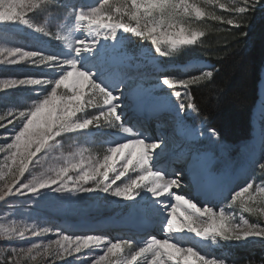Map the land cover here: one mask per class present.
Instances as JSON below:
<instances>
[{"label":"snow or ice","instance_id":"6c2138e0","mask_svg":"<svg viewBox=\"0 0 264 264\" xmlns=\"http://www.w3.org/2000/svg\"><path fill=\"white\" fill-rule=\"evenodd\" d=\"M52 5L71 9L67 21L73 27L64 24L52 31L47 20L40 24L33 19L39 13L49 12ZM259 5L260 0H232L231 4L224 0H204V6H198L194 0L191 3L189 0H122L113 8L110 0H103L99 7L92 6L88 0H81L79 7L76 3H61L60 0L56 4L50 0H0V12L4 13V16H0V28L12 23L26 25L63 42L70 50L69 53L46 54L24 46H0V66H5V71L8 65L41 67L39 72L16 73L13 74L14 78L0 79V101L7 99L11 94L10 89L27 87L31 92L39 89L36 93L38 98L31 104H12L4 115H0V128L7 127L3 123L6 118L7 123L13 125L9 137L11 142L0 146V152L8 153L5 162H11L7 164L6 172L0 169V181H4V186L0 187V202L30 193L41 196L46 189L56 193L100 189L123 199H133L141 191H147L156 198L165 194L172 197L162 209L167 213L161 221L163 239L151 235L143 240L124 235L114 238L96 234L66 235L57 226L54 231L50 227L37 228L35 225L18 228L0 224V237L6 243H11L14 238L22 240L28 235L41 237L53 233L56 237L47 244L32 243L27 249H0V254L7 253L5 264H20L18 258L21 255L33 261L37 256L44 255L68 264H75L77 260L82 264H225L223 260L202 255L194 246L182 247L179 242H174L171 234L174 231H187L200 238L211 237L213 242L217 237L225 240L264 238V227L259 224H249L243 216L238 224L235 217L224 208L217 213L212 207H199L191 199L173 192L182 183L179 175L166 176L150 166L153 151L165 142L163 137L146 141L143 136L136 134L126 142H118L103 149L95 158L85 160L81 157L78 162H73L76 154H70L58 167L45 168L32 175L36 166H43L49 159L44 150L49 149L51 142L63 133L87 129L89 126L116 128L124 133L133 131L131 126L125 124L118 110L122 106L121 96L125 88L124 69L136 58L117 45L101 48L97 56L99 64L102 68L106 64L112 66V70L106 72L107 78L114 82V87L109 88L97 82L93 78L94 73L83 67L81 54L86 50L100 48L102 41L114 39L118 30L123 29L150 39L158 53L170 56L180 46L196 44L204 36L199 26L185 27V18L200 20L209 16L214 21H222L239 29L243 27L248 13ZM207 7L226 10L227 15L207 12ZM76 30H81L80 36L83 38L76 35ZM200 67L204 70L187 78L170 75H162V79L159 77L179 101L175 107L156 100L143 105L153 111L161 105L168 107L175 114L176 124L183 126L184 120L180 114L185 107H197L190 89L214 75L210 65ZM134 91L137 97L142 95L143 100L150 96L148 90L140 85ZM96 99L99 103L95 102ZM89 109L95 111L88 112ZM190 130L186 135L191 141L204 135L202 131ZM209 135L217 134L211 130ZM184 155L180 153L176 158L181 159ZM260 167L264 169V164ZM252 192L264 194V184L257 186L255 183H246V186L234 191L231 201L233 204L239 202L244 211L253 215L264 214V207H254L245 201V196L253 200ZM155 203L160 204L162 201L157 200ZM28 211H32L31 206ZM85 250L96 254L80 259ZM70 257L72 260L69 262L67 258Z\"/></svg>","mask_w":264,"mask_h":264},{"label":"rangeland","instance_id":"374dc122","mask_svg":"<svg viewBox=\"0 0 264 264\" xmlns=\"http://www.w3.org/2000/svg\"><path fill=\"white\" fill-rule=\"evenodd\" d=\"M263 1L264 0H260V3H262ZM50 2L52 4H56L57 0H50ZM60 2L61 3H76L78 7L81 6V0H60ZM121 2L122 0H110V3L113 6V8L115 6H118L119 3ZM189 2L191 3L193 2V0H189ZM194 2H196L198 6H204V0H194ZM224 2L231 4L232 0H224ZM102 3H103V0H98V2L97 0H95L91 4L92 6L99 7L100 4ZM50 7L52 8L49 9V12L39 13L36 16H34L33 19H35L36 22L40 24H44L45 21L47 20L48 26L51 28L52 31H56L60 25L68 24L67 17H68V14L71 12L70 8L68 9L55 8V5H52ZM206 10L214 12L217 15H222V13H220V10L222 9H219L218 7H207ZM0 16H4V13L0 12ZM185 19L187 20L185 27L189 25H192V26L199 25L200 20H195L191 18H185ZM68 27L69 28L73 27V24H68ZM128 32L130 31H125L123 29L118 30L117 36L114 39L101 42V46L103 44L101 48H106L112 45H117L119 49L126 52L125 49L127 48L129 44L127 41ZM64 34H67V32H65ZM77 36H80V33L77 34ZM80 38H83V37L80 36ZM149 42L152 46V50L151 49H139L136 54H131V53L126 52L134 56L136 59L133 63L129 64L124 69L125 79L127 80L150 79L151 81H147L143 83L142 86L144 88H147V90L149 91L152 97H155L157 99H162V101H166V99H169L170 96L171 97L173 96L174 99L171 100L172 102L171 104L179 103V101L176 100V97L172 95L171 91L155 90L156 92H153V93L150 91L151 88L157 87L156 85H158L159 83L158 81L162 82L159 79V77L162 79L163 78L162 75H170L175 78H187L186 75L188 71L190 72L197 71V75H198L201 70H204L200 67L201 65H210L211 67H213V64L211 62L199 56L192 57L186 63L181 64L177 62L178 58L176 56V52L183 49L185 46H180L179 50L174 51L172 55L165 56L156 51V48L153 45L151 40ZM0 46H3V47L24 46L29 49H34L37 51H44L46 54H54L57 52H65V53L70 52V50L65 47L63 42L55 40L50 36H46L43 33L36 32L33 29L28 28L26 25L15 24V23L9 24L4 28H0ZM95 51L93 55L98 56L99 50L95 49ZM81 56L82 58H84L85 53H82ZM0 59H2V57H0ZM81 63L83 64V66L87 67V69H90L93 73L96 72V70L102 71V73L99 72V74H95L93 77L97 82L101 83L102 85H103L102 83L103 79H105V81L106 80L112 81L111 79H108L105 74V70H104L105 65L103 66V68L101 67V65L96 66L93 62L87 60V58H84V60ZM111 67L112 66L109 65L108 67L107 65V68H111ZM262 68H264V63H263ZM262 68L259 73V82L257 86V99L255 101V104L252 108V112L250 115L251 129H252L251 134H250V137L244 139L243 141L237 144H231V143L220 140L218 138V135L216 136L209 135L211 129L207 128L203 122H198L199 119H198V116L196 115L195 109H188L189 110L188 112L191 115L190 116L191 119L189 120L193 122L190 124V126H188L189 130L195 129L198 132L202 131L204 133L202 137L208 136L211 140H214L218 145H220L223 148V151L228 159L227 165L230 166L233 164L232 172H234L236 169H239L241 165H244L245 161L249 159L248 156L250 155V150L253 147L251 151L253 153V157L250 160L251 163H253L251 174L249 178L244 180L243 184L239 185V188L245 186L246 183H255L257 186L264 184V169H261L260 167L261 164H264V80H261L262 71L264 70H262ZM176 69L184 70L186 74L185 75L175 74V73L169 74V72L174 71ZM6 70L7 71H5V66H0V79L14 78L13 74H16V73L23 74V73H29V72H39L41 70V67L34 66V65H8L6 67ZM48 71H51V69H49ZM158 71H160V74L156 73ZM110 84H111V88H113L114 82ZM127 85L128 84L125 83V87ZM9 91L11 94L7 97V99L0 101V115H4V113L7 112L8 107L11 106L12 104H18V105L19 104H31L33 100L38 98L36 93L39 91V89H37L35 92H31L27 89V87H20V88L10 89ZM131 93L133 92L131 91ZM123 94H125L124 90H123L122 95ZM124 97L125 98L124 99L122 98L121 100L122 101L121 104L123 107H124L123 104H127L126 101H128L125 95ZM186 103L187 102H185V104ZM122 106L119 108V111H120L119 113L121 114H123V111H124V109H122ZM166 109L165 111H169L168 108ZM186 110H187V107H185L184 111ZM87 111L93 112L95 111V109H89ZM254 111H256L257 114H255ZM125 114H127V112ZM81 115H83V113ZM123 118H126L125 115H123ZM3 123L7 127L0 128V146L10 143L11 139L9 137L12 135L11 129L13 125H9L7 123V118L3 121ZM149 124L152 127L151 130L162 132L163 129L158 130L159 128H157L158 127L157 121L155 122V124L154 122H151ZM89 128L84 129V130L70 131V132L63 133L60 136L56 137L55 141L51 142L52 146L49 148V149L52 148L53 153H54L53 156L51 157V161L44 162L43 166H36L32 171V175H36L44 171L45 168L58 167L60 164L64 162V158H67L70 154H76V159L73 162H78L81 157H83L85 160L89 158H95L96 156L102 153L103 149L109 146H112L110 140L112 139V137H115L118 134V131H116L117 130L116 128H108V127H103V126H90ZM132 129L133 131L131 133L133 135L139 134L143 136V138H145L146 141L148 140L149 133L141 125H136ZM137 129H139V133H137ZM167 133L169 135L168 137L170 138V136H172V131L171 132L169 131ZM257 133L261 135V141L258 145L254 144L252 146L250 143V140L254 138L256 139V137H258ZM174 138H175L176 143L174 142L173 144L170 142V140L166 139L167 141L165 140L164 144L161 145L160 150H158L160 152L159 153L160 156H158V151L156 149L153 151L152 158H154L155 162H158V160L161 158V154L164 153L165 149H163V146L165 145V143H169V146H173V145L175 146V144L182 145L183 142L180 140V136H175ZM171 141L173 140L171 139ZM119 142H126V140L123 139V140H120ZM188 144L184 143L185 147ZM256 146L258 147L257 150H256ZM49 149H45L44 150L45 153H47ZM171 150L172 149H169L168 151H171ZM174 150H175V147L173 148L172 153L174 152ZM181 151L184 152V150H181ZM208 153H209V160L211 159V161H214L215 158L218 157V154L212 149L208 150ZM7 155H8L7 152H0V169H3L5 172L7 171V164L11 163L10 161H8L7 163L5 162V158ZM178 162H181V161L177 159L175 156L173 159V164L175 163L173 175H177L179 174V172L182 171V167L180 166V164H178ZM161 166H159L158 168L154 166L153 164L151 165L153 170H159L163 172V168ZM211 172L215 174L220 173V171H215V170H212ZM28 178L30 179L31 176H28ZM90 183H93V182H90ZM117 183H119V181ZM182 183L180 187L183 186ZM3 186H4V181H0V187H3ZM183 188L185 187L183 186ZM239 188L236 191H238ZM185 190L188 191L187 189ZM52 192L53 191H51V193L46 194V196H44V194L41 196H34L33 194L30 193L27 196L9 197V199H7L6 201L0 202V224H3L2 221H5L6 222L4 224L5 227L22 228L25 225H28V226L35 225L37 228L50 227V228H53L54 231H55V227L57 226L61 230H63L66 235H75V234L68 232V230L71 229L72 227L71 224H75L79 222H86L88 220H91L90 222H94V221H105L108 219H110V223L115 222V220L111 218L128 220L125 214L130 211V207H132V205L136 206L140 204V201H137L135 203L130 201L128 203L125 202V205H122L124 204V202H121V200H125V199L117 200L115 199L114 195H112L111 193H105L100 189H96L91 192L94 193L96 200L100 201V206L96 208L97 210H100V212L98 211V212L85 214V215L83 213H79V214L73 213L72 219H69V218L61 219V217L58 215L52 218L35 215V216H32L28 222H22L16 217L17 214L24 215L26 213L25 205H30L32 201H34L35 206H45V205L49 206L51 203H48L42 197L44 196V198H48L47 196H52L51 195ZM44 193H45V190H44ZM191 193L193 194V192ZM251 194H252L253 200H249L248 197L245 196L244 197L245 201L254 207H264V194L259 193V192H252ZM230 197H227L225 201L223 200L224 202H221V204L220 203L215 204L213 200H207L208 202L205 203L204 200L200 198H197V202L200 204H203V207L206 205H210L213 209H216L218 211L224 208L226 212L231 213V215L235 217V222L238 224L240 223V217L243 216L244 219H246L249 224H259L260 227H264V214L253 215L251 213H248L243 210V206L239 202H236L235 204H233ZM127 200L129 201V199ZM70 201L75 202V203L78 202L80 204L94 203L93 201L89 199H83L82 195L78 194L77 192L72 194ZM81 201H83L84 203ZM113 203L116 204L117 206H114ZM146 203L140 204L139 206V208L143 209L145 212L153 208V203L151 202H146ZM228 205H231V207H227ZM51 206L54 207L59 212L61 211L59 210L57 205L51 204ZM140 213L141 211L135 212L136 215L137 214L140 215ZM9 214H10V217H9L10 225L7 224V219H9L8 218ZM154 215L157 218L158 215L156 214L151 215V213L147 217H150V219L153 217L154 219ZM162 220L163 219L161 218L159 222L160 224L159 231L161 232H162L161 230ZM68 225H71V226H68ZM148 235H151V234L147 232L142 237L135 236V238L139 240H143ZM171 235L173 236L174 242H179L182 247H187L185 244V239L183 238L184 237L190 238V237H188L186 233L184 235L178 234V236L174 234H171ZM190 236H191L190 238L191 246H194L198 251L201 252L202 255H207V257L210 259L223 260L225 264H234V261L235 259H237V257L229 255L226 251V248L228 246H239L240 245L242 246V248L248 250L249 252L247 255L249 263H244V264H264V238L250 237L244 240H225V239L217 237L215 242H213L211 237L200 238V237L195 236V234L193 233H191ZM54 239H56V237L53 233H46L44 236H41V237H32L31 235H28L22 240L14 238V240L11 243H6L4 241V238L0 237V249H7L10 247H16L18 249L19 248L27 249L28 247H31L32 243L47 244L49 240H54ZM206 244L208 246H206ZM92 254L93 252H89L85 250V252L83 253L81 257L87 258ZM33 255H35V253H33ZM6 256H7L6 252L3 254H0V264H5ZM81 257L80 259H82ZM18 259H19L20 264H68V262L66 261H56L44 255L37 256L36 260L34 261L28 258L26 255H21ZM67 259L69 262L72 260L71 257ZM75 264H82V262L77 260Z\"/></svg>","mask_w":264,"mask_h":264},{"label":"trees","instance_id":"16d2710c","mask_svg":"<svg viewBox=\"0 0 264 264\" xmlns=\"http://www.w3.org/2000/svg\"><path fill=\"white\" fill-rule=\"evenodd\" d=\"M207 12H211L206 10ZM227 15L226 10H220ZM204 36L196 44L185 46L176 52L177 62L184 63L199 56L213 64L214 75L210 80L193 86L190 91L199 121L215 130L219 137L232 144H237L250 136V115L257 99L259 73L264 62V1L244 20L243 27L236 29L222 21H214L206 16L199 21ZM126 51L136 54L139 49H151L150 40L128 32ZM178 73V70L172 71ZM170 74V73H169ZM188 75H197V71ZM48 161H51L50 157ZM54 187V186H53ZM82 195L94 203L80 204L70 201L73 193ZM51 193L46 189L44 196ZM45 201L58 206L60 212L51 204L45 206L25 205L26 213L16 215L20 221L28 222L32 216L73 218V213L90 214L100 212L96 208L100 201L90 192L71 190L66 193L52 192ZM20 197V196H15ZM28 206V207H27ZM31 206L32 211L28 209ZM96 206V207H95ZM10 214L8 215V218ZM3 225L6 223L2 221ZM10 225V218L7 219ZM229 255L237 257L234 264L249 263L248 250L242 246H229ZM251 261V260H250Z\"/></svg>","mask_w":264,"mask_h":264},{"label":"bare ground","instance_id":"6f19581e","mask_svg":"<svg viewBox=\"0 0 264 264\" xmlns=\"http://www.w3.org/2000/svg\"><path fill=\"white\" fill-rule=\"evenodd\" d=\"M80 32H81V30H77L76 35L79 34ZM102 46H103V44H102ZM101 47L98 48L99 51H100ZM94 51H95V49L86 50L84 52L85 53L84 58H87V60L93 62L96 66H99L100 64L97 60V56L93 55ZM84 58H82L81 62L84 60ZM83 67L85 69H87V67H85V66H83ZM108 67H109V65H108ZM111 68H107V64H106L104 67L105 74L107 71H110ZM262 70H264V68H262ZM99 72L102 73V71L96 70V72H94V75L99 74ZM156 73L160 74V71H158ZM261 80H264V71H262ZM147 81H151V80L150 79H145V80L144 79H138V80H127V79H125V83H127L128 85L124 88L125 94H123L121 96V100H122V98L123 99L125 98L124 97V95H125L127 97V100L129 101L130 98H132V96H134L133 95L135 93L134 90L137 87V85L142 86V84L147 82ZM112 82L113 81H110V80L105 81V79H103L102 83L104 86L111 88L110 83H112ZM158 82L159 83H158V85H156L157 86L156 88L150 89V91L152 93L156 92L155 90H157V91H171L170 87L164 85L163 82H160V81H158ZM145 89H147V88H145ZM131 91L133 93H131ZM138 97L143 99L142 95L138 96ZM172 99H174L173 96L172 97L170 96V98L166 99V101H162V99H157V98L152 97L150 95L147 98H145L144 100H148V101L156 100L159 102H166L168 105L175 107V104H171ZM166 108H168V107L161 105V106L157 107L154 111L153 110L150 111V114L153 115V119H156V121L158 122V127H157V128H159L158 130L163 129L162 132H157V131L151 130L152 127L148 123L147 119H144L142 117H138L135 113H133V111H135V109L131 108V110H128L125 107V105H124V107L122 106V109H124L122 117H123V115H125L126 118H123L125 124L131 126L132 128L135 127V125L140 124L145 130L148 131L149 139L155 140V139H159V138L163 137L164 140L168 139V140H170L171 143L174 144V142L176 143L175 138H174L175 136H180V137L182 136V138L184 136L187 137L186 134L190 132L188 126H190V124L193 122L191 120H189V119H191L190 118L191 115L188 112L189 110L187 108L186 111H183L180 114L183 117L184 124H183V126H178L176 124V121H175L174 112H172L169 108H168L169 111H165ZM126 112H127V114H125ZM254 113L257 114L256 111H254ZM173 127L176 129H174ZM81 130H84V129H81ZM176 130H177V132H175ZM116 131H118V134L115 137H112V139L110 140L111 145L118 143L120 140H123V139L127 140L128 138H131L132 136H134L131 132H129L130 134L124 133L120 129H117ZM169 131L170 132L172 131V136H170V138L173 141H171V139L168 137L169 135L167 132H169ZM257 136L258 137L254 136V137H256V139L254 138V139L250 140V143L252 146L254 144L258 145L260 143L261 135H259L257 133ZM184 143L185 144L189 143V144L185 147ZM198 143H200V144H198ZM174 147H175V150L172 153ZM160 148H161V146L158 147L156 150L158 151V150H160ZM252 148L250 150V155L248 156L249 159L245 161L244 165H241L240 168L236 169L234 172H232L233 171V168H232L233 164L230 166L227 165L228 159H227V157L223 151V148L220 145H218L214 140H211L208 136L202 137L201 139L199 138L196 141H191L188 139V141L183 142L182 145L175 144V146L174 145L169 146V143H165V145L163 146V149H165V151L163 154H161V158L158 160V162H155L154 158H152V160L150 161V166L153 164L154 166L159 168V166L162 165L161 167L163 168V173L166 176L171 174V173L173 175V170L175 168V166H174L175 163L173 164V159L176 156L175 154L180 152V153H184L185 155H189L193 152V154H194L193 155V161H195L198 164V170H199L200 174L204 177V179L207 182L211 183V185L216 189V192L212 193V195L215 197L213 202H215V204H218V203L221 204V202H224L225 199H227V197H230L234 193V191H236L239 188L240 184H243L245 179L249 178V176L251 174L252 164H253L250 161L253 157V153L251 152ZM257 148L258 147L256 146V150H257ZM169 149H172V150L168 151ZM210 149L214 150L218 154V157L215 158L214 161H211V159L209 160L208 150H210ZM181 150H184V152ZM159 153L160 152L158 151V156H160ZM47 154L51 159V157L54 154L53 149L52 148L49 149ZM184 162L185 161L179 162L178 164L181 165V164H184ZM212 170L220 171V173L215 174V173L211 172ZM201 171H202V173H201ZM180 180L182 182L184 181L182 179H180ZM185 189L186 188H183V186H182L179 188H175L172 191L175 193L181 194V195L185 196L186 198L191 199L199 207H203V204L198 203L197 198L203 199L205 203L208 202L207 196H204L202 194H197L193 191H192L193 192V194H192L191 191H186ZM181 191H183V192H181ZM90 193H91V195L94 196L93 192H90ZM115 199L119 200V199H123V198L115 197ZM171 199H172V197L169 196L168 194H165V196L156 198V197H153L151 195V193H149L147 191H142L137 197H135L133 199H129V201L127 199L121 200V202H124V204H122V205H125V202L128 203L130 201H132L133 203L140 201V204H143L146 202H151V203H153V208L151 210H147L148 213H147V211L145 212L143 209L139 208L140 204H138L136 206L132 205V207H130V211L125 214L127 216L128 220L111 218V219L115 220V222H111V223H110V219L105 220V221H94V222H90L91 220H88L86 222H79V223L71 224L72 227H71V229L68 230V232L75 234V235H80V234L107 235L109 238H114V237H117L120 235L132 236L134 238H135V236L142 237L145 233L149 232L151 234V236H156L158 239H163L165 237L163 236L162 232L159 231V228L157 226L159 225V218L163 219V217L165 215H167V213H164L162 211V209H163V207H166L167 203ZM157 200L162 201V203H160V204L155 203V201H157ZM113 205L117 206L114 203H113ZM206 206L211 207L210 205H206ZM213 210L216 211L217 213H219L218 210H216V209H213ZM140 211H141L140 215L136 216L135 212H140ZM150 213L158 215L156 220L150 219V217H146V219H150V222L145 221V219H144L145 216H147V214H150ZM152 221L156 222V224L151 223ZM22 222H25V221H22ZM71 225H68V226H71ZM81 230H85V231H81ZM185 233L187 234L188 237L191 238V236H190L191 233L187 232V231H174L172 234L178 236V234L184 235ZM190 238H185V237L183 238V239H185V244L187 247H192L190 244ZM206 246H208V245L206 244ZM94 254H96V253L93 252L92 255H94ZM81 258L84 259L83 257H81Z\"/></svg>","mask_w":264,"mask_h":264},{"label":"clouds","instance_id":"9594fccd","mask_svg":"<svg viewBox=\"0 0 264 264\" xmlns=\"http://www.w3.org/2000/svg\"><path fill=\"white\" fill-rule=\"evenodd\" d=\"M96 103H99V100L98 99H96V101H95Z\"/></svg>","mask_w":264,"mask_h":264}]
</instances>
